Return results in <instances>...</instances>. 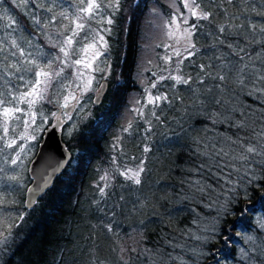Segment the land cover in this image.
<instances>
[{"label": "trees", "instance_id": "trees-1", "mask_svg": "<svg viewBox=\"0 0 264 264\" xmlns=\"http://www.w3.org/2000/svg\"><path fill=\"white\" fill-rule=\"evenodd\" d=\"M52 2L57 14L75 7V0ZM198 2L219 12L221 0ZM236 3L244 6V0ZM248 3L258 10L264 8V0ZM224 7L229 13L237 12L233 5ZM32 9L30 4L28 11ZM5 10L27 29L24 35L33 33L35 43H44V36L35 35L24 10L4 0L0 14ZM36 11L41 17L52 15ZM112 13L111 8L102 10V15H111L113 24L91 25L111 29L102 33L107 50L96 61L104 70L91 73L94 79L83 95L74 89L79 99L73 101L70 115L57 102L66 93L50 90L52 102L46 98L34 106V123L25 126L28 117L23 116L10 126L7 138L15 139L16 145L6 148L0 141V232L4 233L0 235V264H91L93 260L121 264V246L137 248L139 255L126 254L129 264H264V224L258 225L264 220V169L256 167L251 183L241 179L243 173H233V182L226 184L227 172L221 173L204 154L215 151L212 145L226 147L227 138L238 131L230 120L247 118L260 123L264 94L236 88L225 93L228 102L223 107L206 106L195 103L182 86L173 87L171 80L161 79L174 72L177 63V57L169 53L167 24L173 19L181 23L184 15L195 22L181 0H120ZM249 18L254 22L261 19L251 12ZM225 22L219 14L214 23ZM200 24L193 39L201 53L210 52L214 38L207 33L212 26L206 21ZM43 50L55 51L47 46ZM193 60L199 64L208 57L198 54ZM182 67L185 73L195 74L189 61ZM69 71L65 72L66 82L79 83ZM102 81L107 82V91L95 105V89ZM149 94L167 95L172 102H161L153 109L147 103ZM141 108L143 117L136 111ZM153 110L159 119L151 115ZM60 111L69 115L65 121L61 119L60 131L71 161L27 209L29 163ZM146 146L150 151H144ZM18 153V163L13 166L10 161ZM141 161L145 172L140 186L119 175ZM105 175L109 186L102 197L99 188L105 184L101 180ZM11 176L18 180L9 179ZM241 209L247 211L241 214ZM106 225L113 231H107Z\"/></svg>", "mask_w": 264, "mask_h": 264}, {"label": "snow or ice", "instance_id": "snow-or-ice-1", "mask_svg": "<svg viewBox=\"0 0 264 264\" xmlns=\"http://www.w3.org/2000/svg\"><path fill=\"white\" fill-rule=\"evenodd\" d=\"M11 2L14 7L24 10V15L29 17L30 23L35 27V35H43L45 40L43 44L35 43L33 33L24 35L27 29L23 28L14 16L9 15L6 10L0 14V131L3 133L0 135V141L4 142L6 148L16 145L15 139L7 138L12 123L20 121L23 116L28 117L23 121L25 126L30 122L34 123V106L46 98L52 102L48 96L50 90L53 94L56 90L66 93L59 97L57 102L61 108L69 109L73 106L72 102H78L79 99L74 89H79L81 95L90 89L94 79L91 73L104 70L96 64L107 50V41L102 33L111 32L110 28L95 29L91 25L113 24L111 15H102V10L111 8L114 15L120 5V0H75L72 10L63 9L57 14L54 12L55 4L52 0ZM181 2L195 22L190 23L188 15L181 17V23L186 27H181L176 20L170 22L180 32L183 43L182 49L175 52L177 63L174 72L161 79L171 80L173 87L182 86L191 94L195 103L206 106L214 104L223 107L228 102L225 93L233 92L236 88L242 91L250 89L249 94H264V8L258 10L257 6L249 4L248 0H244V6L237 5L236 0H221L219 12L214 13L202 7L198 0ZM3 3L4 0H0V7ZM212 3L215 4L216 0H212ZM30 4L33 6L31 13L28 11ZM225 4L233 5L237 12L229 13L224 7ZM36 9L52 15L41 17ZM249 12L261 19L254 22L249 18ZM219 14L226 18L225 23H214ZM201 21H206L212 26V30L207 33L214 38L210 52L201 53L193 39L197 30L202 27ZM168 35L171 37L174 33L169 32ZM177 43H181V40L178 39ZM45 46L55 51L45 52ZM198 54L207 56V62L195 63L193 58ZM185 60L192 64L194 75L184 72L182 65ZM66 71H69V76L74 75L75 81L79 83L74 85L71 80L66 82ZM152 87L155 88L156 83H153ZM177 99L182 100L180 97ZM161 102L171 104L172 101L167 95L149 94L147 97V103L151 104L153 109L159 107ZM136 111L143 117L142 108ZM151 115L159 119L154 110ZM241 115L247 117L246 113ZM224 119L230 120L227 116ZM147 123L150 124L151 121ZM230 126L238 131L227 138L226 147L212 145L215 151L211 155L207 152L204 154L209 156V160L221 173L227 172L228 178L224 181L226 184L233 182V173H243L241 179L247 178L251 183L256 175V167L264 169V118H261L260 123L247 118L230 120ZM150 130L151 128L148 129ZM144 151L148 152L150 149L146 146ZM214 157L218 159L214 160ZM18 158L19 153L16 159L10 161L11 165L16 166ZM2 171L3 169H0V172ZM144 172V162L141 161L135 169L126 168L119 171V175L140 186ZM9 179L16 181L18 177L11 176ZM101 180L105 181L104 186L99 188L103 197L107 195L105 188L109 186V178L105 175ZM2 203L0 200V204ZM225 211L227 213V209ZM245 211L247 209H241V214ZM106 228L109 232L113 231L111 225H106ZM0 235L4 233L0 232ZM223 239L229 241L227 235H224ZM119 252L121 264H129L130 257L127 253L139 255L135 247L121 246ZM91 264L104 262L93 260Z\"/></svg>", "mask_w": 264, "mask_h": 264}, {"label": "water", "instance_id": "water-1", "mask_svg": "<svg viewBox=\"0 0 264 264\" xmlns=\"http://www.w3.org/2000/svg\"><path fill=\"white\" fill-rule=\"evenodd\" d=\"M108 84L102 81L93 103L98 105L104 98ZM73 106L64 109L65 114L71 113ZM56 115L54 122L46 128L37 151L29 163L28 175L31 183L25 193V207L31 209L38 199L48 190L57 176L62 173L67 164L71 161V154L61 140L60 128L63 124L59 115Z\"/></svg>", "mask_w": 264, "mask_h": 264}, {"label": "rangeland", "instance_id": "rangeland-1", "mask_svg": "<svg viewBox=\"0 0 264 264\" xmlns=\"http://www.w3.org/2000/svg\"><path fill=\"white\" fill-rule=\"evenodd\" d=\"M173 20H176V19H173ZM176 22H177V24H181V23H179L177 20H176ZM181 27H185V26H183L182 24H181ZM166 33H167V37H168V39H169V42H171L170 43V50H169V53L171 54V55H173V56H176L175 55V52L177 51V50H180V49H182V39H181V35H180V32L176 29V26L175 25H171L170 23H168L167 24V26H166ZM169 32H173L174 33V35L173 36H169L168 35V33ZM178 39H180L181 40V43H177V40ZM100 85H101V83L99 84V86H97V88L95 89V93H94V97H95V95L98 93V91H99V88H100ZM93 97V98H94ZM73 103V102H72ZM72 112V111H71ZM70 115V114H69ZM69 115H65V116H63L62 115V117H61V119L62 120H66L67 118H68V116ZM55 118V117H54ZM141 212H144V209H141L140 210ZM263 222V224H264V220H261L260 222H258V225H259V227H261V223Z\"/></svg>", "mask_w": 264, "mask_h": 264}]
</instances>
